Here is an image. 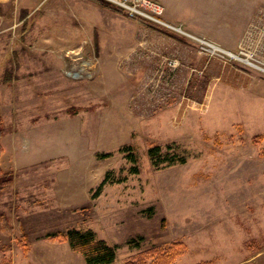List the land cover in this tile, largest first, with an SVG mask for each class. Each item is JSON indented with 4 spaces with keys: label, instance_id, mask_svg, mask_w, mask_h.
<instances>
[{
    "label": "rangeland",
    "instance_id": "rangeland-1",
    "mask_svg": "<svg viewBox=\"0 0 264 264\" xmlns=\"http://www.w3.org/2000/svg\"><path fill=\"white\" fill-rule=\"evenodd\" d=\"M155 1L190 48L101 0H0V264H86L47 236L70 228L109 264H264V6L231 48ZM153 145L186 161L156 167Z\"/></svg>",
    "mask_w": 264,
    "mask_h": 264
},
{
    "label": "crops",
    "instance_id": "crops-1",
    "mask_svg": "<svg viewBox=\"0 0 264 264\" xmlns=\"http://www.w3.org/2000/svg\"><path fill=\"white\" fill-rule=\"evenodd\" d=\"M157 1L164 7L163 17L166 20L175 25L181 24L188 31L200 35H210L221 44L231 48H235L238 38L244 30L251 23L260 19L259 14L264 6V2H262L264 0H239L238 7L235 6L237 0ZM246 10L250 12L247 14ZM132 24L133 26H143L137 20H134ZM158 30H161L160 27L148 31L155 38L154 42L157 40L162 42L161 46H156L153 42L154 48H190L188 43H191L184 35L168 28L162 30L164 33ZM225 34L228 37H225Z\"/></svg>",
    "mask_w": 264,
    "mask_h": 264
},
{
    "label": "trees",
    "instance_id": "trees-1",
    "mask_svg": "<svg viewBox=\"0 0 264 264\" xmlns=\"http://www.w3.org/2000/svg\"><path fill=\"white\" fill-rule=\"evenodd\" d=\"M101 3L114 8L116 11H122L119 7H115L108 2H104L101 0ZM148 24L146 21H143ZM150 25V23H149ZM262 136H256L255 139H258ZM149 157L154 166L159 167L163 163L164 165L173 164L175 162H185V157H175L168 153L162 151L160 145H153L148 149ZM133 160L136 162L137 157L133 154H130ZM134 171H139L138 166L134 167ZM14 176L12 170L2 171L0 170V192L13 184ZM100 189V188H99ZM3 217V227L5 230L11 232L12 226L8 223V220L5 219L4 214ZM25 236V234H24ZM49 238L64 240L69 243L71 248L79 253H81L86 261V264H109L112 263L116 259V248L115 246L107 243L106 240L98 238L95 231L92 229L80 230L77 228H70L67 231H56L50 232L47 234ZM135 242V240H132ZM177 243V242H176ZM25 244V242L23 243ZM135 243L134 245H136ZM26 245V244H25ZM181 245V244H179ZM149 252V251H148ZM152 252L151 256L152 260L148 263L145 257V254H141V256L134 260L130 259L125 262V264H174L175 253L170 249L159 250L157 248L150 250ZM199 264H210V261H204Z\"/></svg>",
    "mask_w": 264,
    "mask_h": 264
},
{
    "label": "built area",
    "instance_id": "built-area-1",
    "mask_svg": "<svg viewBox=\"0 0 264 264\" xmlns=\"http://www.w3.org/2000/svg\"><path fill=\"white\" fill-rule=\"evenodd\" d=\"M108 1L114 4L115 6L119 7L120 9H122V11H124L129 17L143 19L168 29H171L173 27V25H171L169 22H165V20L159 17L162 6H160V4L155 0H108ZM198 39L204 46V49L207 48V50L214 51V48H217L214 45L213 46L209 45L208 42H206L201 38Z\"/></svg>",
    "mask_w": 264,
    "mask_h": 264
}]
</instances>
